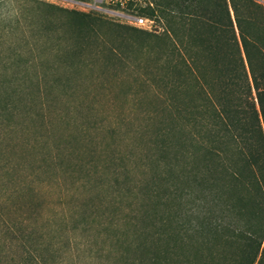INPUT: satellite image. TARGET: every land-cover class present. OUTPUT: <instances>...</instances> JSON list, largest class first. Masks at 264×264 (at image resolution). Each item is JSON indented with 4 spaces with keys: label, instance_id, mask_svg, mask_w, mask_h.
<instances>
[{
    "label": "rangeland",
    "instance_id": "374dc122",
    "mask_svg": "<svg viewBox=\"0 0 264 264\" xmlns=\"http://www.w3.org/2000/svg\"><path fill=\"white\" fill-rule=\"evenodd\" d=\"M9 1L0 0V35L16 30L10 23L18 17L24 37H0V64L22 71L15 77L18 94L0 87V197L17 184L22 192L8 202L0 198V264H227L194 243L185 248L179 238L193 201L185 198L181 209L175 171L185 161L174 159L177 139L206 122L194 113L197 122L180 132L194 109L164 110L148 91L167 71L161 56L172 43L131 29L171 36L198 61L217 95L214 68L223 60L213 53L221 55L223 46L195 35H238L230 0H35L104 21L84 19L79 26L65 12L37 4H26L21 15L25 3ZM253 1L264 7L263 0L234 3L251 19L263 50L264 10ZM135 18L146 19L145 28ZM58 47L68 50L57 57L51 49ZM34 63L45 76L52 65L74 64L78 89L38 92L34 71L24 73ZM8 163L13 173L5 172ZM201 165L199 153L190 170Z\"/></svg>",
    "mask_w": 264,
    "mask_h": 264
},
{
    "label": "trees",
    "instance_id": "16d2710c",
    "mask_svg": "<svg viewBox=\"0 0 264 264\" xmlns=\"http://www.w3.org/2000/svg\"><path fill=\"white\" fill-rule=\"evenodd\" d=\"M21 1L25 5L20 6L19 14L26 10V4H37L45 9L65 12L63 14L75 20L76 26L84 19L95 24L104 22L100 18L62 10L35 0ZM234 2L235 0H230L238 35L234 31L195 35L202 42L210 40L215 45L220 43L223 46L221 55L213 53L214 59L221 56L223 60L222 66L215 64L214 68L219 76L213 80L219 88L217 95L211 94L209 88H212V84L205 79L198 61L181 53L171 36L156 35L139 29L131 31L140 37L172 43L171 49L161 56L167 71H164L157 82L149 85L148 91H152L156 102L161 103L164 110L189 115L191 108L194 109L190 118L183 121L180 132H184L189 124L197 122L194 113L202 114L201 117L206 122L205 125L198 122L200 127L194 131L195 134H180L177 139L174 159L185 161L175 171L180 206L185 198L193 201L192 208L185 211L190 212L191 219L188 228L184 225L180 227V240L185 248V245L194 243L195 250L207 251L210 260L222 258L227 264H264V48H258L257 35L251 32V19L237 13ZM251 3L264 10L262 5L254 1ZM12 19L10 24L16 25V30L8 33L3 31L0 37L6 33L12 40L19 35L24 37V32L19 33L17 30L18 17ZM23 37L21 40H24ZM62 49L68 50L58 47L51 49V52L58 57ZM210 49L213 51V48ZM169 51L174 53L171 58H168L171 53ZM108 52L112 58L119 57L115 50ZM253 52L261 57L259 65L254 62ZM96 53H93L94 58ZM75 68L77 66L74 64L52 65L45 76L37 73V65L34 63L27 64L24 73L34 71L32 82L40 93L50 90L75 93L78 89V72ZM11 69L12 74L9 73ZM19 73H22L20 66L15 68L12 63L0 64V87L18 94L20 88L15 77ZM153 88L157 91H153ZM7 128L11 133L14 132L13 127ZM5 135L8 134H2ZM199 153L202 165L198 169L201 170L193 172L190 164ZM15 170L10 163L5 167L8 174ZM20 192L22 187L17 184L12 191H5L0 198L3 202H8Z\"/></svg>",
    "mask_w": 264,
    "mask_h": 264
},
{
    "label": "built area",
    "instance_id": "2783aa9c",
    "mask_svg": "<svg viewBox=\"0 0 264 264\" xmlns=\"http://www.w3.org/2000/svg\"><path fill=\"white\" fill-rule=\"evenodd\" d=\"M134 25L138 28H145L146 25V19L144 18H135L134 19ZM149 30V28H147Z\"/></svg>",
    "mask_w": 264,
    "mask_h": 264
},
{
    "label": "crops",
    "instance_id": "0c3cea01",
    "mask_svg": "<svg viewBox=\"0 0 264 264\" xmlns=\"http://www.w3.org/2000/svg\"><path fill=\"white\" fill-rule=\"evenodd\" d=\"M83 1V0H82Z\"/></svg>",
    "mask_w": 264,
    "mask_h": 264
}]
</instances>
